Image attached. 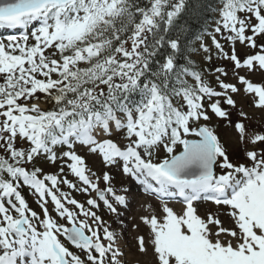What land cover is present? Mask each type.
I'll return each instance as SVG.
<instances>
[{"label": "snow or ice", "instance_id": "obj_1", "mask_svg": "<svg viewBox=\"0 0 264 264\" xmlns=\"http://www.w3.org/2000/svg\"><path fill=\"white\" fill-rule=\"evenodd\" d=\"M0 264H264V0H0Z\"/></svg>", "mask_w": 264, "mask_h": 264}, {"label": "rangeland", "instance_id": "obj_2", "mask_svg": "<svg viewBox=\"0 0 264 264\" xmlns=\"http://www.w3.org/2000/svg\"><path fill=\"white\" fill-rule=\"evenodd\" d=\"M132 212H133V213L129 214V220H130V221H131V217H132L133 215H139L140 211L138 212V205L134 204V205L132 206ZM134 212H135L136 214H135ZM140 214H141V213H140ZM129 229H130V231H131V224H129ZM131 234H132V235H135L134 232H132Z\"/></svg>", "mask_w": 264, "mask_h": 264}, {"label": "bare ground", "instance_id": "obj_3", "mask_svg": "<svg viewBox=\"0 0 264 264\" xmlns=\"http://www.w3.org/2000/svg\"><path fill=\"white\" fill-rule=\"evenodd\" d=\"M138 212H139V210H138ZM132 213H133V212H132ZM134 213H135V212H134ZM140 213H141V212H140ZM140 213H139V214H140ZM135 214H136V213H135Z\"/></svg>", "mask_w": 264, "mask_h": 264}]
</instances>
